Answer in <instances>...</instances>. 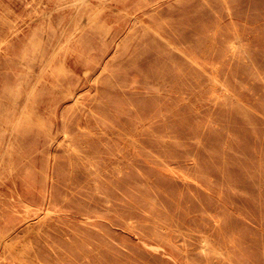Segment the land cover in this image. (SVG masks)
<instances>
[{
	"label": "rangeland",
	"instance_id": "obj_1",
	"mask_svg": "<svg viewBox=\"0 0 264 264\" xmlns=\"http://www.w3.org/2000/svg\"><path fill=\"white\" fill-rule=\"evenodd\" d=\"M0 264H264V0H0Z\"/></svg>",
	"mask_w": 264,
	"mask_h": 264
}]
</instances>
